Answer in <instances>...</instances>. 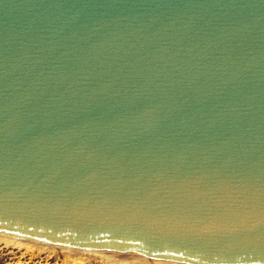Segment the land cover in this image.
<instances>
[{"label":"water","instance_id":"1","mask_svg":"<svg viewBox=\"0 0 264 264\" xmlns=\"http://www.w3.org/2000/svg\"><path fill=\"white\" fill-rule=\"evenodd\" d=\"M0 234L264 264V0H0Z\"/></svg>","mask_w":264,"mask_h":264},{"label":"rangeland","instance_id":"2","mask_svg":"<svg viewBox=\"0 0 264 264\" xmlns=\"http://www.w3.org/2000/svg\"><path fill=\"white\" fill-rule=\"evenodd\" d=\"M35 249L33 247H26V245L7 243L1 240L0 264H146L141 259L135 260L128 257L127 260L123 257L105 256L91 251H82V253L81 251H66L65 249L58 251L56 249L52 250L49 247ZM76 259H80V262L76 261ZM147 263L150 264L149 262Z\"/></svg>","mask_w":264,"mask_h":264},{"label":"bare ground","instance_id":"3","mask_svg":"<svg viewBox=\"0 0 264 264\" xmlns=\"http://www.w3.org/2000/svg\"><path fill=\"white\" fill-rule=\"evenodd\" d=\"M0 239L3 240V241H5V242H7V243H14V244H19V245H26V247H29V248L30 247H33V248H36L35 250L39 249L40 247H49L52 250H55L56 249L58 251L63 250V249H65L66 251H81V253H82V251H88V252L91 251V252L98 253V254H102V255H105V256L112 255V256H116L117 258H122L123 257V258H126L127 260H128V257L134 258L135 260L136 259H141L146 264H148L147 262H149L150 264H159V263H163V264H166V263H168V264H176V263H171V262H168V261H163V260H159V259H155V258H148V257H143V256H134V255H130V254L117 253V252H100V251H93V250L80 249V248L63 247V246H58V245H53V244H47V243H42V242H37V241L20 239V238H17V237H11V236L1 235V234H0ZM72 258H73V256H72ZM77 260L79 261L80 259H76V261ZM81 260H83V259H81Z\"/></svg>","mask_w":264,"mask_h":264}]
</instances>
